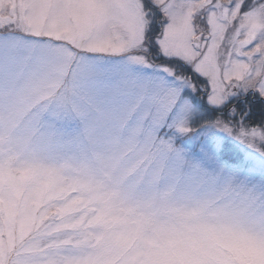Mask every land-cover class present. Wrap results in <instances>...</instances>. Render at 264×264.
<instances>
[{"label":"snow or ice","instance_id":"1","mask_svg":"<svg viewBox=\"0 0 264 264\" xmlns=\"http://www.w3.org/2000/svg\"><path fill=\"white\" fill-rule=\"evenodd\" d=\"M0 264H264V0H0Z\"/></svg>","mask_w":264,"mask_h":264}]
</instances>
